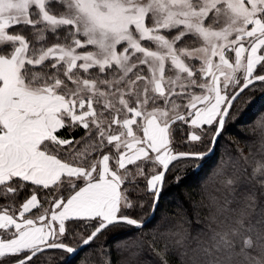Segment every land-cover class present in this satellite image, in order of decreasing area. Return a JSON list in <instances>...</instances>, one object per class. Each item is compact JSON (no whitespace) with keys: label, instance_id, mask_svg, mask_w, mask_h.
I'll use <instances>...</instances> for the list:
<instances>
[{"label":"snow or ice","instance_id":"snow-or-ice-1","mask_svg":"<svg viewBox=\"0 0 264 264\" xmlns=\"http://www.w3.org/2000/svg\"><path fill=\"white\" fill-rule=\"evenodd\" d=\"M258 81L264 86V0H0V264L74 253L61 239L69 220L92 222L84 245L125 226L142 231L143 217L122 209L134 207L144 166L153 173L149 207L158 208L177 162L198 167L208 155L174 151L173 126L188 125L191 143L210 134V152ZM64 128L84 134L62 138ZM257 177L264 160L249 183ZM236 184L226 181L233 199L218 211L230 215L209 246L191 247L187 229L165 233L182 257L190 249L191 264H264V191ZM170 251H156L160 264H170Z\"/></svg>","mask_w":264,"mask_h":264},{"label":"trees","instance_id":"trees-1","mask_svg":"<svg viewBox=\"0 0 264 264\" xmlns=\"http://www.w3.org/2000/svg\"><path fill=\"white\" fill-rule=\"evenodd\" d=\"M29 38L31 39V36ZM242 96L240 103L235 105L232 118L226 123L215 154L211 158L204 159L198 167L177 162V168L166 175V184L156 217L143 227L142 231L132 226L106 231L73 258L70 257V253L55 249L40 254L35 259V264H160L156 251L163 249L165 245L171 249L168 253L170 264H191L190 249L188 255L182 257L181 253L185 251V248L175 245L176 237L170 234L165 235V233L169 230H179L183 233L184 229H187L191 247L197 245L207 247L211 243L214 231L226 227L221 221L230 215L229 212L218 211V208L224 206L226 200L233 199L231 187L226 185L228 178L237 182L236 187L241 192L255 191L259 196V193L264 191L257 183V180L264 178L257 177L251 179L249 183L252 169L256 167L258 161L264 160V86L262 82L251 86V90H246ZM173 127L177 129L172 143L174 151L209 152L207 145L211 140L210 134L202 143H191L187 141V135L191 132L188 125L178 122ZM83 134L82 128L75 131L64 128L57 133L62 138L76 139ZM129 168L134 169V166ZM144 168L145 176L136 178L139 188L130 193L134 207L122 209L133 218L143 217V222L149 218L153 210V207H149L152 203V194L147 191V177L153 173L149 166L145 165ZM245 169L248 172L247 177L243 174ZM177 175L182 177L179 183L174 180ZM196 183H199L200 187ZM33 188L35 186L29 185L15 200L17 210L27 198H30ZM43 191L47 190H38V199L45 208H50L51 205L43 201ZM259 198L261 205L264 206V196ZM141 203L144 205L143 208L139 207ZM231 207L236 205L233 204ZM41 211L37 208L28 216H38ZM91 223L78 220L67 221V231L61 239L69 246L80 247L81 237L87 236L92 230ZM181 225L183 227H180ZM193 237H198V240H193Z\"/></svg>","mask_w":264,"mask_h":264},{"label":"water","instance_id":"water-1","mask_svg":"<svg viewBox=\"0 0 264 264\" xmlns=\"http://www.w3.org/2000/svg\"><path fill=\"white\" fill-rule=\"evenodd\" d=\"M258 82H259V81H258ZM258 82H256V83H258ZM245 91H246V90H245ZM221 135H222V134H221ZM220 138H221V136L218 138V142H219ZM218 142L215 143V144L212 146V149H211L210 152H207L208 155L206 156L205 159H207V158H211V157L215 154V152H216V148H217V145H218ZM159 203H160V201H159ZM158 208H159V204H158ZM158 208H157V207H153V210H152L151 215L149 216V218H148L146 221L143 222L145 226H147V225H148V224H149V223H150V222L156 217V214H157ZM145 226H144V227H145ZM89 245H90V244H89ZM89 245H84V244H82L80 247L76 248L77 250H76L74 253H70V257L73 258V257L77 256L82 250H84V249H85L87 246H89ZM49 250H55V249H48V250H46V251H49Z\"/></svg>","mask_w":264,"mask_h":264},{"label":"rangeland","instance_id":"rangeland-1","mask_svg":"<svg viewBox=\"0 0 264 264\" xmlns=\"http://www.w3.org/2000/svg\"><path fill=\"white\" fill-rule=\"evenodd\" d=\"M191 131H192V129H191ZM196 185L198 186V187H200V184L199 183H196ZM35 209H33L32 211H34ZM31 211V212H32ZM180 211H182L181 210V208H180ZM31 212H29L28 214H26V216H28ZM183 212V211H182ZM183 215H184V213H183ZM18 217V216H17ZM29 217V216H28ZM30 218H34V217H30ZM67 222V221H66ZM37 223H39V222H37ZM56 227H58V224L57 225H55ZM83 244V243H82Z\"/></svg>","mask_w":264,"mask_h":264},{"label":"crops","instance_id":"crops-1","mask_svg":"<svg viewBox=\"0 0 264 264\" xmlns=\"http://www.w3.org/2000/svg\"><path fill=\"white\" fill-rule=\"evenodd\" d=\"M32 210H33V209H32ZM32 210H31V211H32ZM31 211H30V212H31ZM26 214H28V213H26ZM37 226H40L39 223H37Z\"/></svg>","mask_w":264,"mask_h":264}]
</instances>
